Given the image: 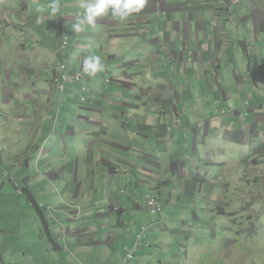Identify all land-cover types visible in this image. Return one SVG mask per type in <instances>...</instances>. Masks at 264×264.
Instances as JSON below:
<instances>
[{
  "label": "crops",
  "instance_id": "crops-1",
  "mask_svg": "<svg viewBox=\"0 0 264 264\" xmlns=\"http://www.w3.org/2000/svg\"><path fill=\"white\" fill-rule=\"evenodd\" d=\"M60 12L61 8L53 12L55 25L50 30L28 29L27 40L21 25L12 26L20 31L15 33L5 23V36L18 39L15 48L6 50L5 61L12 65L0 73L8 79L3 83L5 96L10 98L4 105L12 112V99L21 102L23 119L16 116L14 121L29 125L34 154L48 150L52 134L45 137V127L58 117L60 125L55 133L63 135L65 152L61 154H69L67 168L74 173L78 187L76 195L70 197L74 200L71 216L84 221L83 227L69 229L71 254L79 242L85 250L99 248L97 253L107 255V261L88 255L90 264H123L126 251L121 248L118 232L124 231L127 237L125 247H134L143 229L154 225L150 246L137 255L142 264H151L168 246L175 253L181 252L183 246L178 243L183 237L195 248L192 222L197 218L182 222L164 212L155 216L142 195L155 194L163 205L177 202V206L193 208L198 204L197 190L216 188L209 170L227 168L233 152L246 155L241 161L243 174L239 172L235 182L241 183L248 175L249 184L252 167L256 173L253 184L262 190L264 0H147L139 13L125 20L113 17L109 9L95 17L94 26L87 23L86 13L62 20ZM81 21L82 30L76 31L74 25ZM67 24L74 31L68 35L69 44L76 47L69 53L60 48ZM80 54L99 56L103 71L90 82L87 105L79 104L78 84L71 86L68 96L66 92L60 108L62 96L52 83L56 61L67 63L72 56V67L76 68ZM107 59L118 70L109 87L103 77L105 69L111 68ZM44 77L49 78L47 82ZM23 85L27 86L24 94H17L15 89ZM196 90L211 98L196 99ZM185 91L192 97L185 101L188 108H182ZM27 103L35 105V122ZM214 105L216 113L212 111ZM71 141L83 145L76 144L74 152L67 151ZM31 156L22 163L29 162ZM136 177L145 186L151 185L149 192L137 185ZM201 183L205 185L200 187ZM156 185L161 188L158 192L152 191ZM124 186H128L126 192L122 191ZM70 190L72 194L74 189ZM250 199L257 198L252 195ZM204 201L209 207L218 204L211 194ZM230 215L231 221L233 213ZM56 249L63 250L64 246Z\"/></svg>",
  "mask_w": 264,
  "mask_h": 264
},
{
  "label": "rangeland",
  "instance_id": "rangeland-1",
  "mask_svg": "<svg viewBox=\"0 0 264 264\" xmlns=\"http://www.w3.org/2000/svg\"><path fill=\"white\" fill-rule=\"evenodd\" d=\"M90 3H95V0H64L63 3L59 0H0V39H2L0 40V72L6 71L5 66L12 65L5 61L6 50L15 48L13 46L18 39L11 34L5 36L8 26H11L10 30L18 33L20 31L12 26L21 25V31H24L22 36L27 40L25 34L28 29L41 28L48 31L55 25V19L52 17L53 6L57 9L61 8L59 14L62 15V19L68 16L74 17L75 13H80L77 16L82 17L86 13V8L82 5L86 6ZM66 7L67 9L62 11V8ZM24 8L27 9L24 10ZM45 15L49 18L45 19ZM5 23L9 25L6 26ZM66 30L67 35L74 33L73 27L69 24ZM40 39L41 37L38 36V40ZM16 60H19L17 56ZM32 62L31 59L29 67ZM56 62L61 68V63ZM65 65L69 69V62ZM109 65L112 69L108 67L103 72L107 87L111 86L118 76L116 74L118 70L113 63L109 62ZM229 69H232L231 65ZM77 72V68H72L71 74ZM96 74L84 77L77 82L76 85H80L79 91L87 88L91 92L89 85ZM64 76L65 74L62 75L63 79ZM48 79L44 77L45 82ZM4 80H8L7 76L0 73V264H90L86 258L90 254L93 255L92 259L100 258L98 260L107 261L105 252L97 253L99 248L85 250L83 246H78L79 242L74 247L75 254H71L67 238L69 229L70 227L73 229L83 227L84 221L74 220L71 216L73 210L70 206L74 204V200L70 197L76 195L78 187L74 182V173L67 168L69 154H61L65 152L61 140L63 135L58 136L55 133L60 124H55V119L54 124L53 122L46 124L45 137L52 134L48 150L45 153L34 154L35 148L30 139L29 125L24 126L14 121L16 116L23 119L21 117L23 109L19 105L21 102L18 99H12V112L4 105L5 100L10 98L5 96ZM12 82L16 83L19 80ZM66 85L68 96L73 85L69 86V82ZM24 88L27 89V86L16 88L15 92L24 94L22 93ZM180 90L183 91L182 88ZM187 93L185 91L187 96L182 97V108L190 107L185 101H189L192 97ZM195 97L196 99H210L211 95L205 96V93L196 90ZM26 105L35 122L37 119L36 112H34L35 105L28 103ZM216 107L214 105L212 108L215 113L218 111ZM76 108L79 110L78 104ZM8 116L12 117L13 121H8ZM67 116L69 117V114ZM78 117L79 115L74 116V121H77ZM76 144L83 145L80 141L75 144L72 141L68 142L67 151L74 152ZM27 155L32 156L29 162L23 164ZM243 157L246 155L233 152L227 168L218 166L209 170V179L216 185V188L210 192H206V189L203 192L197 190L198 204L194 205L195 207H185L182 204L177 206V202L171 205L165 204L167 208L164 214H169L176 221L181 219L183 222L197 218L192 222L195 248H192V243H186L183 237L178 243L179 246H183L181 252L178 250V253H175V249L168 246L162 254L151 260V264H264V186H261L262 190H260L253 184L255 182L253 174L256 173L252 167H250L249 184L248 175L241 183L235 182V176L240 175L239 172L243 174L241 166ZM134 181L142 186L144 192L150 191L148 188L151 185L145 186L138 177ZM203 185L205 183H201L200 187ZM71 188L74 189L72 194L70 193ZM159 189L161 188L156 185L152 191L158 192ZM208 194L216 196L218 204L215 207L206 205L204 199ZM252 195H255L257 199H250ZM231 213L233 217L230 221ZM205 226L209 228L205 229ZM118 238L122 245L121 248L125 249L128 241L124 231L118 232ZM129 244L133 245L130 242ZM58 245H63L64 249L57 250ZM105 249L107 250V247L103 248ZM194 249L196 252L193 256L191 253ZM143 251L144 249L138 250L137 255ZM134 264H142L141 258L137 256Z\"/></svg>",
  "mask_w": 264,
  "mask_h": 264
},
{
  "label": "clouds",
  "instance_id": "clouds-1",
  "mask_svg": "<svg viewBox=\"0 0 264 264\" xmlns=\"http://www.w3.org/2000/svg\"><path fill=\"white\" fill-rule=\"evenodd\" d=\"M59 1L62 2V0H59ZM146 2H147V0H95V3H90V4L86 5V6L82 5V7L86 8V17H85V19H86L87 23L89 25H93L94 26L95 17L100 16L102 14H106L109 9H111L113 17H118L120 20H125L126 18L130 17L132 14L139 13L145 7ZM52 11L56 12V11H58V9L55 6H53ZM64 19H66V18H62V20H64ZM64 23H65V21H64ZM82 23H83V21H81L80 23H77L76 25H74V28H75L76 31H81L82 30ZM65 37L68 40L67 33H65L63 38H62V41L60 43V48L63 49V50H66V52H68V53H69V51L70 52H74L76 47H74L73 45H70L69 41H68L67 47H63V40H64ZM76 61H77V67H76L77 70L79 71V70H81L83 68L84 72L86 74H88V75H94L97 72L103 71V68H104L103 64L101 63V60H100L99 56H90V57L87 58V56L80 54V55H77ZM68 62H69V70L66 71L64 74H71V70L73 68L72 67V56H71L70 59L68 58ZM59 63H61V65H62L61 68L63 66H66L65 62L64 63L59 62ZM61 68L58 65H56V73H55V76H54V78L52 80V83H53V86L55 87L56 92L62 96L61 97L62 99H61V102H60V108L62 106V103L64 102V95L66 94V92L68 90L67 85H64L63 82H62L63 86H64V91L63 92H61L60 90H57L58 88L56 87L57 75L59 74ZM74 84L76 85L77 82L69 83V86L70 85H74ZM9 85H10V83H9ZM7 86H8V84H7ZM10 90H12V89L10 88ZM81 91L78 92V101H79L80 105L85 106V105H87L89 103V97L91 95V92H89V91L87 92L86 96H87L88 101L86 103L82 104L81 100H80ZM224 113L226 114V113H228V111H224ZM242 116H244L243 113H242ZM57 123H58V117L55 120V124H57ZM126 190H127V187H123L122 188L123 192H126ZM148 196L156 197L158 202H159V204L164 207V210L160 214H154L148 208L147 203H146V198ZM142 197H143V199L145 201V205L147 206V208L155 216H161L163 214V212L167 208V206H165V205L160 203L159 198L155 194L142 195ZM154 226H156V225H154ZM154 226L145 227V228H148V232H147L148 240H147V242L149 244H145L139 250L144 249L146 246H150L151 242H150V239H149V234H150V232H151V230L153 229ZM144 229H143V231H144ZM143 231H142V233H143ZM139 236H138V238H139ZM138 238H137V240H138ZM136 243H137V241H136ZM126 248L127 247H125V251H126ZM130 248H133V247H130ZM126 256H127V253H126ZM136 259H137V252H136Z\"/></svg>",
  "mask_w": 264,
  "mask_h": 264
},
{
  "label": "built area",
  "instance_id": "built-area-1",
  "mask_svg": "<svg viewBox=\"0 0 264 264\" xmlns=\"http://www.w3.org/2000/svg\"><path fill=\"white\" fill-rule=\"evenodd\" d=\"M67 45H68V40L65 37L63 40V47H67ZM68 70L69 69L67 68V66H63L60 69L59 74L57 75L56 87L58 88L57 90H60L61 92L64 91L63 83L64 85H66L67 82L69 83L80 82L84 77L89 76L88 74L84 72L82 68L76 74H65L64 79H63L62 75ZM87 92H88L87 88H83V90L81 91L80 100L82 104L88 101L87 96H86ZM146 203H147L148 208L154 214H160L164 210V207L159 204L157 198L154 196H148L146 198ZM147 232H148V228H145L143 233L139 236L136 245L133 248H130V247L126 248L127 256H126L124 264H134L135 259H136L137 250L141 249L145 244H149L147 242L148 240Z\"/></svg>",
  "mask_w": 264,
  "mask_h": 264
},
{
  "label": "flooded vegetation",
  "instance_id": "flooded-vegetation-1",
  "mask_svg": "<svg viewBox=\"0 0 264 264\" xmlns=\"http://www.w3.org/2000/svg\"><path fill=\"white\" fill-rule=\"evenodd\" d=\"M261 184L264 185V169H261Z\"/></svg>",
  "mask_w": 264,
  "mask_h": 264
},
{
  "label": "trees",
  "instance_id": "trees-1",
  "mask_svg": "<svg viewBox=\"0 0 264 264\" xmlns=\"http://www.w3.org/2000/svg\"><path fill=\"white\" fill-rule=\"evenodd\" d=\"M47 220V219H46ZM45 219H44V224H45V221H46ZM135 246V245H134Z\"/></svg>",
  "mask_w": 264,
  "mask_h": 264
},
{
  "label": "bare ground",
  "instance_id": "bare-ground-1",
  "mask_svg": "<svg viewBox=\"0 0 264 264\" xmlns=\"http://www.w3.org/2000/svg\"><path fill=\"white\" fill-rule=\"evenodd\" d=\"M3 161V160H2Z\"/></svg>",
  "mask_w": 264,
  "mask_h": 264
}]
</instances>
